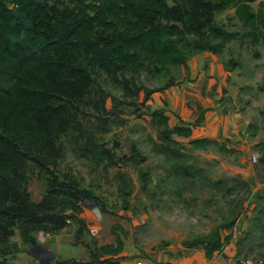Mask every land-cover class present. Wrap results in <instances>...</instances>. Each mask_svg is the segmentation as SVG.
<instances>
[{
  "label": "rangeland",
  "instance_id": "1",
  "mask_svg": "<svg viewBox=\"0 0 264 264\" xmlns=\"http://www.w3.org/2000/svg\"><path fill=\"white\" fill-rule=\"evenodd\" d=\"M57 6L63 12L70 8L69 0H58ZM215 19L225 30L237 34L222 53L193 51L179 44L182 61L166 67L146 59L139 67L115 74L94 68L89 94L81 102L65 105L67 127L53 140V148L48 144L43 147V143L39 152H21L14 165L16 190L29 189L37 200L54 189V183L70 184L77 194L89 193V199L79 197L78 212L72 211L77 216L71 219L79 226L77 236L72 239L67 228L59 234L61 243L72 242V247L87 232L78 218L82 208L106 212L105 220L119 222L127 229L125 236L117 229L113 237H123L128 251L150 258L216 230L222 238V232L251 207L256 212L264 207V45H254L242 36L233 7L217 13ZM208 54L226 73L217 77L211 90L202 92L204 100L210 98L211 103L204 110L197 106L198 112L192 113L191 105L185 102L188 123L184 126L191 128V134H166L179 117L180 97L190 98L188 91L182 90L183 82ZM174 88L177 97L162 95ZM146 89L156 91L144 98ZM194 138L213 143L196 147L191 143ZM92 142L99 145L102 160L90 158ZM2 189L8 190L1 186L0 192ZM0 195L7 197V193ZM140 214L138 224L135 217ZM20 230L14 226L7 240L5 234L0 236V264L2 260L5 264H26L22 253L28 255L27 249L34 255H45L35 245L24 244ZM55 233L48 232L50 237ZM18 236L22 249L16 246ZM94 238L86 235L88 243L76 246L77 254L85 253L86 248L92 253ZM102 239L97 242H109ZM256 247L259 253L264 251V247ZM92 257L94 262L101 258ZM138 262L144 264L142 258L135 264Z\"/></svg>",
  "mask_w": 264,
  "mask_h": 264
},
{
  "label": "trees",
  "instance_id": "2",
  "mask_svg": "<svg viewBox=\"0 0 264 264\" xmlns=\"http://www.w3.org/2000/svg\"><path fill=\"white\" fill-rule=\"evenodd\" d=\"M57 1L0 0V188L9 190L0 192L7 193L6 198L0 195V236L5 234L7 240L14 226L21 227L22 241L29 246L37 245L38 232L53 234L67 225L66 219L76 218L72 212L64 213L69 209L77 213L79 197L89 199V193L79 195L70 184L54 183V189L33 203L26 190L14 188L15 162L22 151L39 152L43 143L53 148V140L67 127L65 105L89 94L94 68L115 74L139 67L146 59L166 67L182 61L179 44L220 54L237 37L215 19L230 6L242 36L264 45V0H69L70 8L63 12ZM155 91L146 89L144 98ZM161 122L165 124L166 118ZM167 133L188 137L191 128L175 126ZM191 143L205 147L213 142L194 138ZM91 145L90 158L102 160L99 145ZM117 229L127 234L119 224L112 227V234ZM229 237L222 240L216 230L185 244L205 245L212 252ZM122 249L117 236L114 243L95 247L91 257L98 255L100 261L89 262H109L103 256Z\"/></svg>",
  "mask_w": 264,
  "mask_h": 264
},
{
  "label": "crops",
  "instance_id": "3",
  "mask_svg": "<svg viewBox=\"0 0 264 264\" xmlns=\"http://www.w3.org/2000/svg\"><path fill=\"white\" fill-rule=\"evenodd\" d=\"M205 59L200 60V67L199 69H193L189 73V79L187 81L183 82L182 84V90L188 91L190 94V98L187 100H184L182 97H180V101L178 102V113L179 117L177 118V121L174 122V126H183L185 123H188L186 117L184 115L185 108L187 104L191 105V111L192 113L198 112L197 106L199 108L201 107L202 110L207 109L208 105L211 103L210 98H207L209 100H204V96L202 95V92H206L208 90H211V87L216 83L218 78L223 77L224 74H226L222 68V64L217 62L215 58L211 54H208ZM197 60V59H195ZM218 73H220L218 75ZM218 77V78H217ZM199 87V92L197 88ZM178 90L177 88H174V90L168 89L166 91H163V96L168 98L170 97H177ZM212 100L214 98L211 97ZM208 103V104H207ZM217 106V105H216ZM197 115L195 114V117ZM215 116V115H214ZM207 121V119H206ZM210 121H207V123ZM210 123V122H209ZM220 124V121L218 122ZM205 124V121H204ZM218 125V124H217ZM211 127V126H210ZM222 128V127H221ZM211 129V128H210ZM209 131H212L209 130ZM209 134V133H207ZM30 201L33 203H38L42 200L43 196H41L38 200L34 199L33 194H31V191L28 189ZM248 213L245 215H241L239 219H237L232 226L228 227V229H225L222 234V240L226 236H230L227 242H224L222 246L217 249L213 250L212 252H208L205 245H196V246H184L177 249L170 250L169 252H159L158 254H155L153 256H150V258L143 257L139 254V251H128L127 244H125V240L123 237H121L123 241V249L121 252L109 256L105 255L103 258H108L109 262L106 263H98V264H135L137 258H142L144 261V264H245L247 259L250 258H264V251L258 252L256 246H262L264 247V207L261 206L260 212L255 211L252 207ZM81 211V210H80ZM79 211V212H80ZM72 210H67L64 214H70ZM258 213V214H256ZM106 212H100L97 213L93 210H85L82 208V211L78 213V218L80 221H82L85 226L87 232L81 237L80 240H77L73 242L72 247L71 243H61L60 235L64 232L67 228H70L71 230V238L74 239L76 234L78 233L79 226L76 224H72L71 219H66L67 225L61 228L57 235L55 234L54 241L50 242L49 239H43L41 238V232L37 235V245L35 247L41 249L45 255H34L30 253L29 251L28 255L25 253H22V256L25 259L26 264H61V262H64L66 260H74L75 264H90L89 260L91 259V249H87L85 253L81 252L78 253V249L80 244H87L88 241H86V235L90 237H95L94 241L96 242V247L99 248L100 246L104 245V243H98L97 241L103 240L102 238H106V241L108 243H114L116 240V237L112 235V227L116 224H120L119 222L112 221L109 223V220H105L104 216H107ZM114 216V215H113ZM77 217V216H76ZM116 217V216H115ZM141 214L137 215L135 217V222L139 224V220L141 219ZM118 218V217H117ZM119 219V218H118ZM133 221V220H132ZM136 224V223H135ZM137 224V225H138ZM134 226V223L132 224ZM124 228V226H122ZM125 229V228H124ZM127 230V229H125ZM92 233L94 235H92ZM101 233V234H100ZM110 238H109V235ZM17 235V233H16ZM92 235V236H91ZM15 236V235H14ZM13 236V237H14ZM12 237V238H13ZM18 244L16 243V246L18 249H22L21 241L18 236ZM75 243V245H74ZM19 245V246H18ZM51 246V247H50ZM26 247V246H25ZM56 247L64 248L62 251H57ZM69 249V254H66V251ZM61 255H60V254ZM84 253V254H83ZM256 253V254H255ZM87 262V263H86Z\"/></svg>",
  "mask_w": 264,
  "mask_h": 264
},
{
  "label": "built area",
  "instance_id": "4",
  "mask_svg": "<svg viewBox=\"0 0 264 264\" xmlns=\"http://www.w3.org/2000/svg\"><path fill=\"white\" fill-rule=\"evenodd\" d=\"M40 235H41V238H43V239H49L50 238L49 234H47V233H41ZM138 264H142V263L138 262ZM245 264H264V260L263 259L247 260L245 262Z\"/></svg>",
  "mask_w": 264,
  "mask_h": 264
},
{
  "label": "water",
  "instance_id": "5",
  "mask_svg": "<svg viewBox=\"0 0 264 264\" xmlns=\"http://www.w3.org/2000/svg\"><path fill=\"white\" fill-rule=\"evenodd\" d=\"M96 212L99 213L98 209L96 210ZM49 241L53 242L54 241V237L50 238Z\"/></svg>",
  "mask_w": 264,
  "mask_h": 264
}]
</instances>
